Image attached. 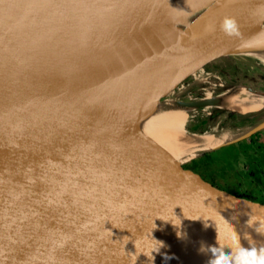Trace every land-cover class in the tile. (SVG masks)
I'll use <instances>...</instances> for the list:
<instances>
[{
  "label": "water",
  "instance_id": "95a60500",
  "mask_svg": "<svg viewBox=\"0 0 264 264\" xmlns=\"http://www.w3.org/2000/svg\"><path fill=\"white\" fill-rule=\"evenodd\" d=\"M218 1L0 0V264H207L211 254L200 248L218 246V231L224 243L235 231L246 247V234L264 245L255 232L264 223V202L186 164L140 124L208 63L263 46L264 0H242L223 16L236 18L238 36L221 31L223 17L211 26L227 9L188 32L158 61L137 98L126 99L139 100L132 123L75 105L45 83L53 65L71 66L90 47L138 40ZM129 79L135 74L123 83ZM31 81L34 94L26 90ZM241 86L262 107L230 111L238 118L264 114V90L241 84L230 90ZM222 94L174 100L170 111L218 104L215 115L227 109ZM263 126L264 117L206 150Z\"/></svg>",
  "mask_w": 264,
  "mask_h": 264
},
{
  "label": "bare ground",
  "instance_id": "6f19581e",
  "mask_svg": "<svg viewBox=\"0 0 264 264\" xmlns=\"http://www.w3.org/2000/svg\"><path fill=\"white\" fill-rule=\"evenodd\" d=\"M241 1L220 0L214 3L215 5L195 10L182 19L169 21L163 28L154 29L138 40L127 39L90 47L88 53L74 59L71 66L58 63L53 65L45 81L47 89L50 93L53 91L71 100L75 105H87L95 112H104L107 116L113 115L117 120L132 123V116L139 100L134 99V102L127 103L126 99L137 98L136 94L154 73L158 61L166 57L171 49L176 48L188 32L205 27L227 9L211 25L213 26ZM259 34H264V31L260 29ZM175 52L177 50L171 53ZM249 54L264 61V45L251 50ZM129 73L135 74L136 80L129 79L124 84L123 78ZM33 83L31 81L26 85V90L32 94L38 92L37 87L34 89ZM245 92L247 91L242 86L224 92L221 95V104L229 110L243 113L262 107L261 98L253 99ZM153 109L144 113L141 126L182 160L215 141L208 134H188L183 130L187 118L184 109L176 108L171 111Z\"/></svg>",
  "mask_w": 264,
  "mask_h": 264
},
{
  "label": "rangeland",
  "instance_id": "374dc122",
  "mask_svg": "<svg viewBox=\"0 0 264 264\" xmlns=\"http://www.w3.org/2000/svg\"><path fill=\"white\" fill-rule=\"evenodd\" d=\"M240 84L264 90V61L253 55L232 54L208 63L164 97L161 100V109L170 111L173 108L174 100L192 101L215 97ZM250 97L260 99L254 96ZM217 108H221L220 105L195 110L187 109V118L183 130L189 133L203 134L210 131L208 130V126H210L212 130L222 133L220 139L224 141L246 134L257 126L264 117V114H259L238 119L235 112L228 109H223L214 115L213 111ZM206 116L211 117L208 123L201 118H206ZM206 129L207 131H205ZM232 143L235 147L241 146L240 149L244 147L242 150L246 155L230 157L229 164L224 162L220 164L221 173H216L208 168L207 172L211 176L220 175L221 179L223 178L228 185L239 192L253 193L256 198L262 197L264 199V126L227 145ZM248 144L251 145L252 149L247 148ZM227 145L217 150L213 155L227 156L233 150L232 147H227ZM200 152H194V155L185 163L190 165V161L195 157V154Z\"/></svg>",
  "mask_w": 264,
  "mask_h": 264
},
{
  "label": "clouds",
  "instance_id": "9594fccd",
  "mask_svg": "<svg viewBox=\"0 0 264 264\" xmlns=\"http://www.w3.org/2000/svg\"><path fill=\"white\" fill-rule=\"evenodd\" d=\"M220 29L227 36H238L239 26L238 21L235 17L225 16L221 20ZM249 226L252 225L253 221H248ZM208 224H205V228ZM255 232L264 235V223L259 224L255 227ZM244 239L248 240V246H244L241 243V237L235 231H233L229 241L224 243L221 240L220 233L218 231L217 245H205L202 244L200 251L203 253H210V259L207 264H264V245L256 246L251 242L247 234ZM153 251H159L153 250ZM154 259L153 256L149 257ZM166 259L170 257H165Z\"/></svg>",
  "mask_w": 264,
  "mask_h": 264
},
{
  "label": "flooded vegetation",
  "instance_id": "af4514ba",
  "mask_svg": "<svg viewBox=\"0 0 264 264\" xmlns=\"http://www.w3.org/2000/svg\"><path fill=\"white\" fill-rule=\"evenodd\" d=\"M201 118L205 119L207 123L211 120V117H208V116H206V118H203V117H201ZM244 118H246V117H244ZM238 119H243V118H238ZM208 130H211L210 126H208ZM205 131H207V129ZM251 143H252V141H251ZM247 146H248L247 148L249 150L252 149L251 145L248 144ZM227 147H232L233 148L232 152L229 153L227 156L220 157V156H214L213 155L217 150L223 148V147H220L219 149H216L212 153H202V152H200V153L195 154V157L192 158V160L190 161V165L195 167V168L201 169L207 176L211 177L212 179L218 180L219 182H221L222 184L226 185L227 187L235 190L230 185H228L226 183V181L223 180V178L221 179L220 175L211 176V175H209V172H207V168H208L209 170L215 171L216 173H221V170H220V167H219L220 164H222L223 162L226 163V164H229L230 159H231L230 157L237 156V155H242V156L246 155L244 150H242L244 147H242L240 149L239 147H241V146L235 147L234 143H232L230 145H227ZM231 169H232V167H231ZM222 176H224V175H222ZM239 193H241V194H243L245 196H248L250 198H254V199H257V200L259 199L261 201H264V199H262V197H257L256 198V195L253 194V193H247L246 194V193H243L241 191Z\"/></svg>",
  "mask_w": 264,
  "mask_h": 264
},
{
  "label": "crops",
  "instance_id": "0c3cea01",
  "mask_svg": "<svg viewBox=\"0 0 264 264\" xmlns=\"http://www.w3.org/2000/svg\"><path fill=\"white\" fill-rule=\"evenodd\" d=\"M204 135L205 134H208V135H210L215 141L212 143V144H209V145H206V146H203V147H201V148H199L198 150H196V151H201L202 153H212V152H214L216 149H219V148H215V149H212V150H206V148L207 147H210V146H212L217 140H220V134H222V133H218L216 130H210L208 133H203ZM225 146V145H224ZM221 147H223V146H221ZM195 151V152H196ZM194 154H192V155H189L187 158H185L184 160L185 161H187L190 157H192Z\"/></svg>",
  "mask_w": 264,
  "mask_h": 264
}]
</instances>
